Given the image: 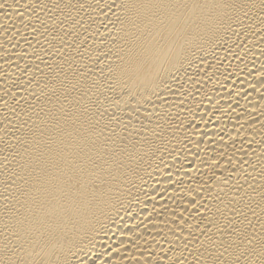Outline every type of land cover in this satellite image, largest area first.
<instances>
[{
    "label": "bare ground",
    "instance_id": "obj_1",
    "mask_svg": "<svg viewBox=\"0 0 264 264\" xmlns=\"http://www.w3.org/2000/svg\"><path fill=\"white\" fill-rule=\"evenodd\" d=\"M0 264H264V0H0Z\"/></svg>",
    "mask_w": 264,
    "mask_h": 264
}]
</instances>
